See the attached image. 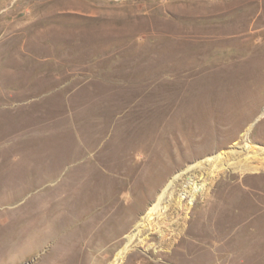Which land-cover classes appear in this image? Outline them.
I'll use <instances>...</instances> for the list:
<instances>
[{"label": "rangeland", "instance_id": "1", "mask_svg": "<svg viewBox=\"0 0 264 264\" xmlns=\"http://www.w3.org/2000/svg\"><path fill=\"white\" fill-rule=\"evenodd\" d=\"M57 166L52 188L98 184L87 207L113 235L89 264L175 177L116 264H264V0H0V250Z\"/></svg>", "mask_w": 264, "mask_h": 264}, {"label": "bare ground", "instance_id": "2", "mask_svg": "<svg viewBox=\"0 0 264 264\" xmlns=\"http://www.w3.org/2000/svg\"><path fill=\"white\" fill-rule=\"evenodd\" d=\"M53 169V176L45 177L42 175L44 172L40 171L31 181L33 193L17 207V245L12 247L8 242L9 244L1 248L0 264H9L13 257L24 258L29 251L38 250L45 244L50 245V250L35 264H89L99 242L111 239L113 233L106 231V225L102 223L101 217L91 216L94 207H87V200L100 192L98 184L92 187L86 178L78 176L71 180H62L52 188L50 181L58 174L60 167ZM177 178L167 185L155 203L138 220L133 232L126 236L125 247L117 253L110 264H116L123 259L136 238L138 244L146 247L148 234L141 236V233L144 230L149 232L159 229L154 228L153 217L164 201L167 188L169 189ZM90 181L89 183H94L93 180ZM25 194L26 191L23 190L18 197L23 199ZM182 242L180 241L178 245L181 246ZM138 257H142V254L135 251L128 256L130 260Z\"/></svg>", "mask_w": 264, "mask_h": 264}]
</instances>
